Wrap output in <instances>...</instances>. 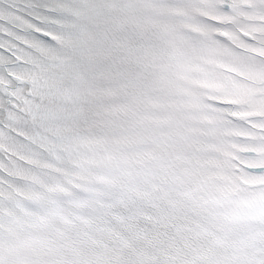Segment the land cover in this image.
Returning <instances> with one entry per match:
<instances>
[{
	"label": "snow or ice",
	"instance_id": "snow-or-ice-1",
	"mask_svg": "<svg viewBox=\"0 0 264 264\" xmlns=\"http://www.w3.org/2000/svg\"><path fill=\"white\" fill-rule=\"evenodd\" d=\"M0 264H264V0H0Z\"/></svg>",
	"mask_w": 264,
	"mask_h": 264
}]
</instances>
